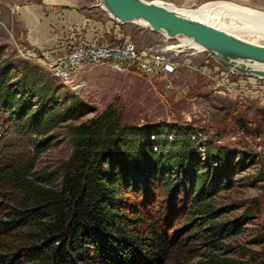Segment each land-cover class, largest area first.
Returning <instances> with one entry per match:
<instances>
[{
  "label": "rangeland",
  "instance_id": "1",
  "mask_svg": "<svg viewBox=\"0 0 264 264\" xmlns=\"http://www.w3.org/2000/svg\"><path fill=\"white\" fill-rule=\"evenodd\" d=\"M158 1L187 9L227 1L264 12V0ZM100 4V0H0V68H4L20 94L31 97L33 110L47 106L73 117L66 121L54 119L50 129L39 134L2 114L0 156L35 159L33 176L59 187L63 168L74 149L69 125L90 120L111 105L118 108L123 126L149 130L163 126V137L175 135L176 125L195 129L194 141L201 143L200 151H207L210 146L222 147L233 163L231 185L212 194L209 201L217 213V221L234 227L221 238L220 248L214 253L252 260L254 264L264 261V94L216 93L215 80L206 73L218 72L220 67V74L226 67L208 52L194 54L195 50L192 53L186 49L176 57L175 51L166 47L178 45L182 37L166 39L149 26L135 22H121L120 38L134 42L139 49L166 50L178 62L177 73L166 77L147 76L137 69L120 73L104 64L85 71L81 75L84 85L76 88L54 74L51 67L76 40L106 42L108 37L113 38L109 32L110 13ZM217 12L218 16L229 17L228 22L239 25V34L244 39L264 44L263 19L242 11ZM239 78L244 85L264 87V79L254 75ZM156 192L154 201H149L152 210L146 215L141 211L140 215L147 219L164 215V222L167 219V233L175 238L166 236V247L169 249V242L170 247L175 245L177 249L171 264H184L188 260L191 264L202 263L212 252L208 242L199 236L208 229L207 220L197 216L195 221L191 220L189 209L180 200L184 194L176 196V209L171 210L175 207L176 192L172 187L160 184ZM135 196L132 193L130 197L134 200ZM143 199L141 192L137 201ZM161 220L160 217L154 222L160 224ZM158 230L161 232L162 227Z\"/></svg>",
  "mask_w": 264,
  "mask_h": 264
},
{
  "label": "trees",
  "instance_id": "2",
  "mask_svg": "<svg viewBox=\"0 0 264 264\" xmlns=\"http://www.w3.org/2000/svg\"><path fill=\"white\" fill-rule=\"evenodd\" d=\"M3 70L0 117L9 115L15 124L39 134L47 132L54 119L73 118L47 106L33 110L31 97L20 94ZM176 126L172 139L161 135L163 126H123L115 105L90 120L70 124L74 149L59 187L33 176L35 159L1 155L0 264H171L177 249L169 242L166 247V236L175 238L167 233V219L140 215L152 210L149 201H154L160 184L175 189L174 203L184 194L180 200L192 221L197 216L209 224L199 236L212 252L199 264H254L214 253L221 238L234 230L217 221L209 202L212 194L231 185L229 154L222 147L200 151L201 143L191 138L192 128ZM152 131L157 133L155 140L150 138ZM141 192L144 199L138 202ZM160 217V224L154 222Z\"/></svg>",
  "mask_w": 264,
  "mask_h": 264
},
{
  "label": "built area",
  "instance_id": "3",
  "mask_svg": "<svg viewBox=\"0 0 264 264\" xmlns=\"http://www.w3.org/2000/svg\"><path fill=\"white\" fill-rule=\"evenodd\" d=\"M110 37L106 42H100L97 39L76 40L73 45L68 46L66 52L57 57L51 67V71L63 78L66 82L73 83L76 88L84 85L81 75L93 66L110 65L115 71L120 73L129 72L137 69L139 72L147 76L159 75L166 77L174 75L178 71V62L175 57L168 54L166 50H144L139 49L137 45L128 40L121 39V22L109 15ZM114 33V34H113ZM119 35V36H118ZM166 39H171L165 36ZM185 51H180L175 54L176 57ZM203 51L201 53H205ZM218 72L220 67H218ZM222 70V69H221ZM216 70L207 72L206 74L215 80L213 87L216 93L233 94L241 96H249L251 93L261 96L264 94V87L260 85H244L240 82L239 76H249L239 74L230 69H223L220 74ZM258 79L264 77L254 76ZM191 138L196 139V130L191 129ZM169 138H173V133H170ZM152 140L157 138L156 133H152ZM157 149V145L154 146ZM201 148V147H200Z\"/></svg>",
  "mask_w": 264,
  "mask_h": 264
},
{
  "label": "water",
  "instance_id": "4",
  "mask_svg": "<svg viewBox=\"0 0 264 264\" xmlns=\"http://www.w3.org/2000/svg\"><path fill=\"white\" fill-rule=\"evenodd\" d=\"M100 1L122 23L144 20L153 31L168 38L190 37L224 67L243 75L264 77V68L258 67L264 66V44L243 40L155 0Z\"/></svg>",
  "mask_w": 264,
  "mask_h": 264
},
{
  "label": "bare ground",
  "instance_id": "5",
  "mask_svg": "<svg viewBox=\"0 0 264 264\" xmlns=\"http://www.w3.org/2000/svg\"><path fill=\"white\" fill-rule=\"evenodd\" d=\"M155 1L159 2V3L167 4L170 8H173L178 13H180L184 16H187L189 18H193V19L202 21L204 23H207L209 25H212L216 28L224 30L227 33H230V34H233L237 37H240L243 40H246V39L243 38V35L239 34V31L241 30L240 26L235 25V23L228 22L227 18H229V17H224L222 15L218 16L217 15L218 10H224L226 12L230 11L229 13L239 12V11H242L241 13L245 12L247 14L252 13V14H254V16L256 18H259V19L261 18L264 20V12L254 10L252 8H244V7H241L239 5H236V4H233L231 2H227V1L205 3V4H202L196 8H192V9L178 8L175 5L168 3V2L158 1V0H155ZM100 5L102 6L103 9L105 8V6L103 4H100ZM223 14H224V12H223ZM137 22L148 26L144 20H138ZM262 24H264V21L262 22ZM179 37H182V38L179 40L180 43L178 45L168 46V47H166V49L175 51V54H178V52H180V51H185L186 49H190V51L192 53L194 52V50H195V52L196 51H198V52L205 51L204 47H202L201 45L196 43L192 38L180 35V36H177V39ZM247 41H249V40H247ZM250 42H252V41H250ZM254 43H256V41ZM258 67L264 68L263 65H259Z\"/></svg>",
  "mask_w": 264,
  "mask_h": 264
},
{
  "label": "crops",
  "instance_id": "6",
  "mask_svg": "<svg viewBox=\"0 0 264 264\" xmlns=\"http://www.w3.org/2000/svg\"><path fill=\"white\" fill-rule=\"evenodd\" d=\"M196 53H201V52H195L194 54H196Z\"/></svg>",
  "mask_w": 264,
  "mask_h": 264
}]
</instances>
